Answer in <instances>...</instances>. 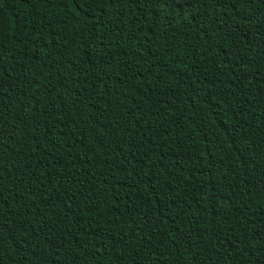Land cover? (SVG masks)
<instances>
[{
    "label": "trees",
    "instance_id": "obj_1",
    "mask_svg": "<svg viewBox=\"0 0 264 264\" xmlns=\"http://www.w3.org/2000/svg\"><path fill=\"white\" fill-rule=\"evenodd\" d=\"M192 2L0 0V264H264V0Z\"/></svg>",
    "mask_w": 264,
    "mask_h": 264
},
{
    "label": "snow or ice",
    "instance_id": "obj_2",
    "mask_svg": "<svg viewBox=\"0 0 264 264\" xmlns=\"http://www.w3.org/2000/svg\"><path fill=\"white\" fill-rule=\"evenodd\" d=\"M61 3L64 2V0H60ZM69 3L72 4L73 8L77 10V12L79 13L80 11H82L84 8H89L92 9L93 5H95V9H93V11H99L101 12V16L108 14L105 9L106 6L108 5H113L115 6L118 2V0H68ZM189 0H185V3H188ZM252 0H218V3L221 4H230L233 8L237 9V11L239 10V5L241 4H247V3H251ZM195 3L196 0H193L192 2V6L195 7ZM77 6H79L77 8ZM85 16L87 18V14L85 13ZM93 20L96 19V16L93 15L92 17ZM4 47L3 43L0 42V49H2ZM4 86V82L0 81V88H2Z\"/></svg>",
    "mask_w": 264,
    "mask_h": 264
}]
</instances>
